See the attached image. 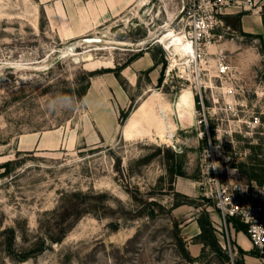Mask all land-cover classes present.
Listing matches in <instances>:
<instances>
[{
    "label": "rangeland",
    "instance_id": "obj_1",
    "mask_svg": "<svg viewBox=\"0 0 264 264\" xmlns=\"http://www.w3.org/2000/svg\"><path fill=\"white\" fill-rule=\"evenodd\" d=\"M103 2L0 0V264H231L225 234L213 226L216 251L193 238L196 257L183 229L204 212L217 219L198 185L213 157L223 180L264 169L263 40L241 32L238 15L222 16L224 30L197 67L157 42L167 29L187 33L180 0H130L117 17L91 19ZM75 20L87 31L60 37ZM87 37L108 48L65 56L75 43L78 53L92 49ZM145 54L157 77L143 94L150 72H139L130 106L118 112L120 125L132 112L126 140L106 142L85 104L89 74L115 76Z\"/></svg>",
    "mask_w": 264,
    "mask_h": 264
},
{
    "label": "built area",
    "instance_id": "obj_2",
    "mask_svg": "<svg viewBox=\"0 0 264 264\" xmlns=\"http://www.w3.org/2000/svg\"><path fill=\"white\" fill-rule=\"evenodd\" d=\"M262 0H180L182 8L180 21L187 33L183 36L191 43L194 52L191 62L198 67L203 61L209 45L217 36V31L224 30L222 16L237 15L244 12H254ZM227 67L219 60L217 71L226 73ZM223 172L219 170L214 157L209 163L208 176L198 185L201 194L214 203L217 219L213 226L221 233L227 242L224 249L230 255L231 264L237 256L235 247L231 244V230L236 223L244 227L251 246L264 251V181L248 180L237 174L222 179Z\"/></svg>",
    "mask_w": 264,
    "mask_h": 264
},
{
    "label": "crops",
    "instance_id": "obj_3",
    "mask_svg": "<svg viewBox=\"0 0 264 264\" xmlns=\"http://www.w3.org/2000/svg\"><path fill=\"white\" fill-rule=\"evenodd\" d=\"M130 6V0H104L99 10H92L91 19L96 20L99 17L104 16L107 11H113V17L119 16L125 8ZM240 15L239 28L241 32L245 34L254 35L262 38L264 44V0L261 1L259 8L254 12H244L237 14ZM49 19L52 21L54 17L49 13ZM54 23V21H52ZM65 23L59 29L60 37H69L72 35L80 36L89 28L88 23H81L75 20L74 27H68ZM264 58V54H263ZM105 66V65H102ZM159 66L148 55H140L137 59L129 63L128 66L121 70V77L126 81L125 85H122L120 80L112 74H104L98 77L92 78L91 85L84 97L85 104L89 112L91 113V119L93 125L98 130L102 139L106 142H113L118 137L124 138V129L126 122L130 118L132 112L127 118L125 124H119V111L127 109L131 104L130 89H136L138 87V74L141 71H149L150 82L147 84L146 89L143 90V94L150 91L148 86L154 83V78L157 77ZM131 69V72H126ZM127 73V74H125ZM174 124V123H173ZM171 128V126H170ZM177 189L182 186L181 192L191 196L194 194V190L187 188L186 184L176 182ZM180 191V190H179ZM212 220L214 217L211 218ZM216 219V218H215ZM200 233V228L197 220H192L184 229L183 235L188 242V249L194 256H198L201 251V245L192 243V239ZM232 239L234 241V247L237 253L242 250L244 253L239 255V259L242 264H264V257L253 255L255 250L244 231L236 224L231 230ZM238 255V254H237Z\"/></svg>",
    "mask_w": 264,
    "mask_h": 264
},
{
    "label": "trees",
    "instance_id": "obj_4",
    "mask_svg": "<svg viewBox=\"0 0 264 264\" xmlns=\"http://www.w3.org/2000/svg\"><path fill=\"white\" fill-rule=\"evenodd\" d=\"M237 18H238V21H239L240 15H238ZM263 53H264V51H263ZM132 61H134V60H131L130 62H127L122 67V69L125 68L126 66H128L129 63H131ZM122 69L120 68L119 72L115 73V76L117 78L120 77V74H121L120 71ZM94 76H95V74H92V73L89 74V83H90V80ZM89 83L86 86V88H85V90L83 92V95H85V93L87 91V88L89 87ZM129 115H130V111H129L128 114L125 115V117H127ZM257 171H261V172L263 171V172H262V174H258ZM250 179L251 180H256V181H258L260 183L263 182L264 181V169L261 170V169H258V168H253V172L251 173ZM59 213H60L61 216H63L66 219L70 218V219H74L75 220V217L77 219H80L82 216H84L86 213H89V212H59ZM197 223H198L199 228H200V233L196 237H194V239L197 240V243H201L203 246H206V245L211 246L213 249H215V251L217 249H219L218 248L219 247L218 246V241H217V239L215 237V234H214L215 230L213 228V224H212V221H211V218H210L209 214L207 212H204V213L200 214V217H198V219H197ZM236 225L239 226L240 228L244 229V227L241 224L236 223ZM63 237L60 236V237H58V239H54V238L51 237L50 240L58 243V242L62 241ZM40 249H41V246H38V247L34 248L31 251L35 252V251H39ZM242 253H244V252L242 250H240L238 252V255H240ZM252 254L256 255V256L264 257V251L261 252L259 250H254L252 252ZM27 255H25L20 261L24 262L27 259H29V256H27ZM186 258L189 261H193L194 260V258H192L189 254L186 255ZM229 259H230V257L227 255V260H229ZM234 264H242V261L236 256L234 258Z\"/></svg>",
    "mask_w": 264,
    "mask_h": 264
},
{
    "label": "bare ground",
    "instance_id": "obj_5",
    "mask_svg": "<svg viewBox=\"0 0 264 264\" xmlns=\"http://www.w3.org/2000/svg\"><path fill=\"white\" fill-rule=\"evenodd\" d=\"M144 2L141 3V5L143 4ZM167 27V26H166ZM174 32L170 29H167L166 33H164L162 36H160L157 40V42L159 44H165L166 46H164L165 49L169 50L172 48V47H176L177 48V51L178 52V57H181V59H187L189 58V62L191 61L190 57H191V54L194 52V49L192 48L191 46V43L190 41L187 39H185L183 36L182 37H176L175 35H173ZM144 43V42H143ZM141 45V44H140ZM74 46L76 47V43L75 45H69V47H67V49L65 50V56H78V55H81L86 52H91V50L93 51V49H96V50H103V49H107L108 47L107 46H99V45H91L90 47L92 49H86L84 50L83 52L81 53H78L76 51H74ZM172 50V49H171ZM137 51V50H136ZM82 58V56H81ZM48 59V58H47ZM92 57L90 55H88L87 57L84 58V60L86 61H89L91 60ZM44 61V60H43ZM177 59H175L174 62H176ZM186 61V60H185ZM42 63V62H41ZM141 109H143V106H141L138 110V112L141 111ZM169 133V132H167Z\"/></svg>",
    "mask_w": 264,
    "mask_h": 264
},
{
    "label": "water",
    "instance_id": "obj_6",
    "mask_svg": "<svg viewBox=\"0 0 264 264\" xmlns=\"http://www.w3.org/2000/svg\"><path fill=\"white\" fill-rule=\"evenodd\" d=\"M82 41L89 44V45H93V44H98V43L103 42V39L100 37H87V38H83ZM72 49H74V48H72Z\"/></svg>",
    "mask_w": 264,
    "mask_h": 264
}]
</instances>
